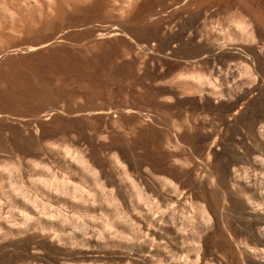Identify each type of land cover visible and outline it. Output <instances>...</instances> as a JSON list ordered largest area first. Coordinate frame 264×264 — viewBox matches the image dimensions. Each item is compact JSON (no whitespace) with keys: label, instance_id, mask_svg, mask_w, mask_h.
<instances>
[{"label":"rangeland","instance_id":"374dc122","mask_svg":"<svg viewBox=\"0 0 264 264\" xmlns=\"http://www.w3.org/2000/svg\"><path fill=\"white\" fill-rule=\"evenodd\" d=\"M0 264H264V0H0Z\"/></svg>","mask_w":264,"mask_h":264},{"label":"bare ground","instance_id":"6f19581e","mask_svg":"<svg viewBox=\"0 0 264 264\" xmlns=\"http://www.w3.org/2000/svg\"><path fill=\"white\" fill-rule=\"evenodd\" d=\"M83 161V160H82Z\"/></svg>","mask_w":264,"mask_h":264}]
</instances>
